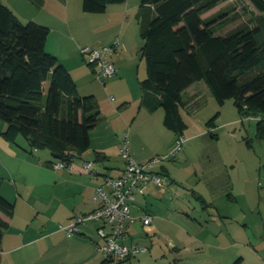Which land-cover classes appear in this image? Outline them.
I'll use <instances>...</instances> for the list:
<instances>
[{"label": "crops", "instance_id": "obj_1", "mask_svg": "<svg viewBox=\"0 0 264 264\" xmlns=\"http://www.w3.org/2000/svg\"><path fill=\"white\" fill-rule=\"evenodd\" d=\"M246 1L249 4L246 11H243L249 13L247 19L250 15L264 16V11L257 10L249 0ZM31 2L42 13L39 14V19L29 18L47 25L50 29L44 44L45 50L64 64L81 95H96L92 85L100 84L94 81L93 70L85 64L86 60L79 48L83 45L112 43L107 38L113 28L120 26V44L109 54V59L116 68V74L110 77L109 88L116 87V100L114 95L109 97L107 85L104 86L105 92L100 86L97 102L100 119L89 132V147L81 154L77 153L85 158L82 161H69L61 169L62 177L53 181L49 191L44 193L33 187L22 189L15 180L13 186L9 183L10 191L3 185V179L0 193L13 201L14 211L12 215L0 211V217L6 222L0 242V264H264V175L252 177L249 172L252 167L248 169L245 157L231 146L223 152L217 144L205 142V133L210 132L211 137L217 136L212 132V128L206 127L207 124L213 123H209L210 119L205 125L194 117L196 114L202 115L203 106L211 103V107H214L211 100H208L214 98L202 80L192 83L181 93V114L182 110L187 114L192 113L193 121L197 124L195 131L187 132L186 138L190 141L180 149V158L183 161H173L171 157H166L155 165L169 180V187L165 191H168L171 185L174 194L178 186L188 189L200 207L196 203L190 209L181 195H178V203L174 204L173 210L166 205V211H169V207L172 213L160 211L158 202L152 211L148 204L158 200L159 194L163 192L157 191V187L151 185L144 194L136 195L130 203V217L124 220L127 241L139 246L141 245L136 235H139L141 230L145 232L143 235H147V232H154L164 224L162 220H167L171 228V239L167 245L159 250L158 246L154 248L152 243L141 241L145 244L142 245L143 250L124 261H113L101 255L95 246L94 241L98 229L102 228V221L92 219L81 226L80 232L70 235L64 232L61 226L70 217L87 213L96 206L93 200L94 189L102 183L104 176L117 175L123 169V155L121 154L122 162L113 165L115 162L110 160L109 151L119 150L124 128L127 127L129 145L134 148L137 144L147 150L142 153L129 148L138 162H146L155 154L168 153L178 134L164 125V111L160 105L154 109L142 105L140 80L137 86L131 84L128 89L123 85L119 88L116 86V83L125 80L118 75L123 72L126 52H129L132 44L139 42L137 37L142 41L138 19L139 0L109 3L100 13L84 11L79 0ZM131 20L133 23L135 21L137 37L132 39L130 44L126 27ZM90 33H101L102 37L98 39L100 43H87ZM101 82L103 83L102 80ZM234 106L236 108L235 104ZM233 118H229L227 122ZM256 121L255 118V123ZM186 124L187 128L188 123ZM94 131L99 133L97 141L93 140ZM254 135L257 138L255 126ZM147 136H150L148 140H142ZM194 140L199 141V150L204 151L202 154L206 158L205 162L201 161V156L193 148ZM245 144L247 148H251L248 139ZM89 148L91 151H87ZM45 149L30 148V154L47 157L49 152ZM96 152L100 153V157H96ZM244 154L246 156V153ZM193 155H197V158H192ZM89 157L103 168H93ZM85 162L91 163L89 170L83 166ZM262 165L264 161L258 158V169ZM35 166L50 170L40 160ZM54 170L58 171L60 168ZM178 170L183 172L182 176L181 173L178 174ZM199 186L206 188L208 194L198 189ZM137 197L146 200L141 203L137 201ZM143 213L151 215L148 229L142 224ZM154 250L155 253L152 254Z\"/></svg>", "mask_w": 264, "mask_h": 264}, {"label": "trees", "instance_id": "obj_2", "mask_svg": "<svg viewBox=\"0 0 264 264\" xmlns=\"http://www.w3.org/2000/svg\"><path fill=\"white\" fill-rule=\"evenodd\" d=\"M123 1L81 0V7L100 13L107 4ZM219 1L139 0V51L146 69L141 103L149 109L160 105L164 125L182 135L187 124L181 93L202 80L219 105L231 98L241 119L255 117V134L264 139V16L250 15L247 27L217 33L216 19L202 14ZM249 2L264 11V0ZM49 31L34 20L23 23L0 0V118L6 121L1 134L9 140L20 134L31 149L47 148L68 164L89 147L100 110L96 98L79 94L68 69L45 50ZM0 211H14V203L1 193ZM5 226L0 217V242Z\"/></svg>", "mask_w": 264, "mask_h": 264}, {"label": "rangeland", "instance_id": "obj_3", "mask_svg": "<svg viewBox=\"0 0 264 264\" xmlns=\"http://www.w3.org/2000/svg\"><path fill=\"white\" fill-rule=\"evenodd\" d=\"M4 4L9 6L15 14L18 16L20 21L23 23L28 22L30 19L29 17H35V19H39V14L42 13V11H38L36 6L30 1V0H2ZM81 3V0H79ZM249 3L246 0H220L217 5L212 7L211 9L207 10L206 12L203 13V16L206 17V19H209L213 17L216 19V21L212 23H216V27H214L215 32H221V33H228L234 29H238L241 27H247L248 24V19L247 16H249L248 12H244L243 10L246 11L247 5ZM35 21V20H34ZM134 24V29L133 28ZM110 29V28H109ZM126 35H127V40L132 43V39H135L137 37L136 34V27H135V21L131 20L129 22L128 27H126ZM120 26H117L111 30L110 36L107 39H110V42H113L116 38L119 39L120 41ZM85 37V36H82ZM102 37L101 33H90L88 35V39L86 40L87 43H94L98 44V39ZM137 40H139L138 43H134L130 46L129 52H126V60L123 62V72L122 74H119L118 76L124 77L125 80L123 82H118L116 83L117 88L119 86L123 85V87L127 88L133 84L134 86H137L139 83V80L144 78L146 75V69H145V58L144 56L141 55L139 48L142 44L141 39L137 37ZM94 41V42H92ZM105 41H107L105 39ZM66 42H69L66 40ZM120 43V42H119ZM69 45V43H68ZM109 58V54H108ZM85 64L87 65L88 68H91V66L84 61ZM94 67V66H93ZM93 79L95 82H98L100 86L104 88L105 85H107V93L110 97V95H114V98L116 100V87L115 89H110L109 88V80L110 77H105L102 78L103 83L101 80L97 79L95 74L93 73ZM112 77V76H111ZM123 79V78H122ZM105 82V83H104ZM100 86L94 84L92 85L93 91H96V95L92 93V95L96 98L97 102L99 99L100 95ZM105 92V88H104ZM211 100L212 104H214V107H211V103L203 106L201 113L196 114L194 117L198 118V121L201 123H204L206 125V121L209 119L212 120V124H207L206 127L212 128V132L216 134L217 137H211L210 132L205 133V142H213L217 144L221 150L224 152L225 150L228 149L229 146L232 147V149L237 150L240 152L242 156L245 157L246 161L248 162V169L252 167L249 172L252 177L258 178L259 176L264 175V165L259 166L258 169V158L259 160L264 161V141H262L260 138H256L254 135V126H255V118L254 117H246L244 119H241V116L239 115L237 111V107L235 108L233 104V100L231 98L225 99V101L222 104H217L215 103L214 99H208ZM208 112V113H207ZM192 113H186L184 110H182V115L183 118L186 120L188 123V127L184 131V139L182 142L181 148L184 147V144H187L188 138H186L187 132H193L197 128V124L193 121V116L191 115ZM234 117L232 121L227 122L229 118ZM202 118V119H201ZM6 121L0 118V184L3 182V179L5 180L3 185L6 186L8 189L11 191V186H13V181L15 180L20 184V187L24 189L25 187L27 188H36L40 192H47L51 189L54 180H59V177H62V172L60 170H54L50 165L49 162L53 161L56 162L59 159H56L53 157L52 153L46 148L45 150H48L49 155L47 157H43L40 155L33 156L30 154V147L25 139L24 136L18 135L14 140H9L6 139L2 134L1 131L4 130L6 127ZM93 129V128H92ZM122 132V137L123 138V133L126 135L127 133V127L124 128ZM91 131V129H90ZM93 135V140L97 141L99 140L98 136L99 133L98 131H94L92 133ZM97 136V138H95ZM183 136V135H182ZM127 137V136H126ZM150 136L142 138V140H148ZM213 138V139H211ZM129 138L127 137V144L129 148L132 150H137L140 152H147V150H143V148H140V145H135L134 148L129 145ZM248 139L251 144V148H247L245 141ZM193 148L197 152L199 156H201V161L205 162L206 158L204 157V151H200V144L199 141H193ZM180 148V149H181ZM178 150L170 159L173 161H177L180 159V161H183L182 158H180V151ZM87 151H91V148H89ZM86 151V154H88ZM130 151V150H129ZM111 157L110 160L114 161L115 164L113 165H119V162H122V156H121V150H112L110 149L109 151ZM246 153V156L245 154ZM81 154V153H80ZM131 156L133 157L132 152L130 151ZM91 154H89L90 156ZM85 158V156H81L78 154L73 155V160L76 161H82ZM192 158H197V155H193ZM90 161L92 162V166L94 167H101L92 159L89 157ZM42 161L44 165H47L48 169L45 168H37L35 164H37L38 161ZM255 162V164H253ZM13 163V164H12ZM27 163L28 166L25 164ZM124 164V162H123ZM124 166V165H123ZM247 169V170H248ZM258 171V172H257ZM181 173V175L179 174ZM178 174L180 176L183 175V172L181 170H178ZM64 175V174H63ZM58 177V178H57ZM167 181V186L165 187H159L156 186L155 184L148 183L146 186V189H149V186L153 185L157 188H155L159 192H163L162 194H159L160 198L153 203L148 204V207L152 209V211L156 208L157 202L159 204V209L162 212H167V213H172L171 210L174 208V204L178 203L177 199L178 195H181L182 199H184V202L186 205L192 209L193 204L196 205L198 204V201L196 200L195 197L191 194V191L188 189H183L181 187L176 188V194H174V189L171 188L168 191H165L169 187V180L166 178ZM10 183V184H9ZM27 185V186H25ZM198 189L204 190L206 192V188H201L199 186ZM185 190V191H184ZM145 193V191H144ZM184 193V194H183ZM207 193V192H206ZM183 194V196H182ZM208 194V193H207ZM142 195V194H140ZM139 196V195H138ZM146 199H143V197H137L138 202H144ZM188 200L190 202H188ZM177 201V202H176ZM13 202V201H12ZM166 205H168L171 210L168 207L169 211H166ZM200 207V205L198 204ZM155 212V211H154ZM69 220V219H68ZM67 220V222H68ZM67 222L64 224L66 225ZM161 226L158 227L154 232H147L149 237L145 234L143 230H139L140 233L139 235H136L137 241L140 243L141 247L142 245H145L141 241H147L148 244L152 243V245L158 246L159 250H161L162 246L167 245L168 240L171 239V228L169 226V223L167 220H162ZM149 226H147L145 229H148ZM150 231V230H149ZM76 233V232H73ZM72 233V234H73ZM151 238V240H150ZM138 245V244H137ZM161 245V246H159ZM96 246V245H95ZM97 249V248H96ZM98 250V249H97ZM98 252L103 255L99 250ZM155 253V250L152 251V254Z\"/></svg>", "mask_w": 264, "mask_h": 264}, {"label": "built area", "instance_id": "obj_4", "mask_svg": "<svg viewBox=\"0 0 264 264\" xmlns=\"http://www.w3.org/2000/svg\"><path fill=\"white\" fill-rule=\"evenodd\" d=\"M119 42L116 38L110 44L83 45L79 48L86 62L94 66L93 73L97 79L102 80L116 74V68L108 58V54L120 44ZM183 139L182 135H177L168 153L155 154L146 162H138L131 156L127 137L124 134L120 145L121 154L124 157L123 169L117 175L104 176L102 183L96 185L94 189L93 200L96 206L87 213L70 217L67 224L61 226L64 232L67 235L80 232L84 223L92 219L100 220L103 225L98 229L94 242L106 259L124 261L143 250L144 248L136 243L127 241L124 220L130 217V203L134 201L136 195L144 194L148 183L159 187L167 186L166 174L156 169L155 165L166 157H172L181 148ZM66 165L67 163L63 161H56L51 164V167L59 169ZM83 166L89 170L91 163L85 162ZM141 220L143 227L146 228L151 222V215L143 213Z\"/></svg>", "mask_w": 264, "mask_h": 264}]
</instances>
